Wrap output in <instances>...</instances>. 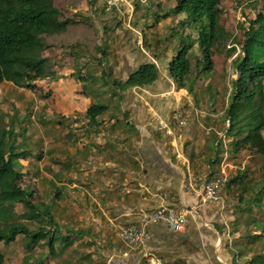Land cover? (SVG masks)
Instances as JSON below:
<instances>
[{"label": "crops", "instance_id": "crops-1", "mask_svg": "<svg viewBox=\"0 0 264 264\" xmlns=\"http://www.w3.org/2000/svg\"><path fill=\"white\" fill-rule=\"evenodd\" d=\"M182 15L170 18L178 22ZM74 24L76 21H70L65 30L55 34ZM136 51L124 58L122 66L110 63L113 77L126 80L142 63L156 60L146 59L135 66L142 56ZM160 72L148 85L123 89L94 86L87 93L82 81L78 88H58L57 83L65 77L51 81V103L44 113L53 117L39 121L45 129L36 136L42 147L50 141V148L44 149L50 160L47 165L44 155L37 153L40 179L36 180L35 195L41 211L50 213V221L41 217L37 229L45 227L56 240L51 249L44 239L35 246L40 247L38 256L51 257L43 262L36 256L39 264H147L142 251L128 247L117 232L139 223L140 210L169 205L184 206L190 212L181 230L170 229L163 222L148 226V249L165 264H264V217L253 218L258 228L245 226L250 223L247 216L264 214V197L254 201L260 185L226 186L219 200L206 203L184 186L190 173L206 177L217 167L210 163L212 154H194L201 153L199 146L216 153L219 150L213 145L212 126L199 141L194 135L175 133L171 111L192 100L188 90L177 89L172 80L171 88L160 86ZM98 101L105 102L108 109L91 122L85 113ZM48 128L50 133L45 135ZM43 137H48L45 143ZM188 137L192 139L189 150L185 147ZM254 234L260 237L254 238Z\"/></svg>", "mask_w": 264, "mask_h": 264}, {"label": "rangeland", "instance_id": "rangeland-1", "mask_svg": "<svg viewBox=\"0 0 264 264\" xmlns=\"http://www.w3.org/2000/svg\"><path fill=\"white\" fill-rule=\"evenodd\" d=\"M54 2L61 9L62 18L68 17L76 20V24L70 25L66 32L53 34L46 38L51 45L43 54L48 57L52 69L57 73L73 70L68 75L61 74L65 78L62 83H57L58 88H71L73 86L78 88L81 80L75 74L80 72L81 75H85L90 70L96 75H100L103 68H107L110 63L114 66L124 65V58H129L134 52H137L136 50L141 52L142 56L139 61H135V66L146 59L154 61L153 53L158 54L154 62L161 70L160 77L162 79L159 85L171 88L174 81L169 75L168 63L176 53L179 44V34L171 36V30L177 29L183 35L191 34L196 37L193 28L182 30L178 26V22L185 16L184 14L178 18V22L177 18L168 17L153 24V12L158 9L157 4H161L163 11H166L176 3V0H121L111 12L105 9L104 0H54ZM221 7L223 12L220 17V24L228 30L230 36L218 48H215L213 54L214 69L209 73H202L200 77L195 76V64L197 58H202V55L198 45H195V55L192 57L194 63L192 80L194 81L188 84L190 87L188 95L192 101L185 100L178 105L177 109L171 111L173 114H171V127L175 129V133L177 131L178 134L184 136L194 135L198 139L203 134H207L208 127L212 126L215 136L213 145L216 139L222 141L219 154L216 153L215 149L209 150L204 146H199L198 150L201 153L194 152L199 157L212 154L210 155V163L214 166L217 165V167L215 166V172L208 173L207 177L219 173L221 167L225 166L227 181L240 172H246L243 184H259L262 182L261 166L264 164V156L254 154L249 150H241L237 154L230 151L229 142L231 139L225 134L228 123L224 120L223 114L228 104L232 79L237 77L233 60L239 53L244 38L243 33L249 25V20L255 18L258 11L264 10V0H223ZM148 24L151 26H147ZM107 35L111 37V41H108ZM156 40H159L158 44H156ZM148 42H150V46L147 45ZM140 45L144 47L147 53L141 49ZM98 46L101 48L100 50ZM232 46L236 47V51L229 54V48ZM103 50L107 52L106 57L103 55ZM72 76L75 77V80L77 79L76 82L73 81ZM169 80L173 82L171 81V83ZM51 81L53 80L50 78L37 80L35 89L18 87L12 82L0 83V126L4 124L3 118L6 126L9 122L8 115H12L13 121L16 123L17 142H22L24 147L33 152V155L21 159L23 174L20 180L21 185L33 189H35L36 180L40 179V169L38 167V170L36 169V160L40 159L37 153L40 152L44 155V162H48L47 165L50 160L49 152L44 151L45 148L47 150L50 148V141L42 147L44 144L38 139L36 140V136L41 135V129H45L44 126H40L39 121L53 117L44 113L45 106L51 103L50 96L53 93V90L49 89ZM88 84L90 83L88 82ZM93 86L101 87V82L93 83ZM102 87L110 88L113 86L110 83V85ZM175 87L177 88V85ZM105 98L109 99L110 97L105 96ZM44 103L45 105H43ZM176 111L184 112L187 118V123L184 126L179 125L174 118ZM16 117H19V120H16ZM22 126H26V129H23ZM48 129L49 131L45 135L50 133V128ZM43 139L45 143L48 137L47 139L43 137ZM191 140L188 137V144H185L188 150ZM47 169L49 170V166ZM47 169L44 171L50 173ZM34 201L37 202L36 195ZM15 210L20 214L25 210V207L22 203H16ZM263 217L264 214L260 212H254L247 216L246 221H250V223L245 224L246 228L255 226V222L252 221L253 218ZM38 220L21 219L33 230H37ZM26 242L27 238L22 234H19L9 244L0 241V252L5 256V264H20L27 254H31V261L34 264H39L36 256L40 253V247L36 249L34 246L30 250ZM38 257H41L43 262L45 260L49 262L51 259L50 256ZM50 264L52 263L50 262Z\"/></svg>", "mask_w": 264, "mask_h": 264}, {"label": "trees", "instance_id": "trees-1", "mask_svg": "<svg viewBox=\"0 0 264 264\" xmlns=\"http://www.w3.org/2000/svg\"><path fill=\"white\" fill-rule=\"evenodd\" d=\"M222 1L176 0L166 11H163L161 4H157L158 9L153 12V24L163 18L184 14L178 26L182 30L193 28L196 32V37H193L191 34L183 35L177 29L171 30V36L179 34V44L168 63V71L178 88L189 90L188 84L194 81L192 57L195 55L196 44L202 58L196 60L195 76L200 77L202 73L214 69L215 48L230 36L228 30L220 24ZM70 21L76 20L62 18V11L54 0H0V83L12 82L18 87L35 89L37 80L64 77L52 69L43 50L49 46L47 36L65 30ZM243 37L239 53L233 60L237 77L232 79L228 104L223 114L228 123L225 134L231 139L229 145L232 153L249 150L264 156V10L258 11L255 18L249 20ZM158 43L159 40H156ZM147 45L150 46V42ZM229 49V54L236 51L235 46ZM103 55L106 57L105 50ZM153 55L157 59L158 54ZM75 75L84 83L83 92L87 93L98 78L101 79V86L111 83V86L120 89L151 84L158 79L159 68L155 62H144L126 80L112 77L108 67L103 68L100 76L90 70L88 74L81 75L79 72ZM107 109L105 102H93L85 115L91 122H95ZM8 117L6 126L4 118V124L0 126V241L9 244L22 234L28 240V249L32 250L42 239L51 249L56 238L49 235V230L45 227L33 230L21 221L41 217L50 221V213L41 211L39 204L34 201L35 189L20 183L23 174L21 159L33 155V152L24 147L22 142H17L16 123L12 115ZM15 119L19 120V117ZM22 127L26 129V126ZM214 145L220 151L222 141L216 139ZM261 170L262 182L258 184L260 190L256 192L254 201L264 197V164ZM245 175L246 172L238 173L227 181L226 186L243 184ZM16 203H22L25 207L20 214L15 210ZM262 228L264 230V224ZM253 237L258 238L260 235L254 234ZM0 264H5L2 252ZM20 264H34L31 254L25 255Z\"/></svg>", "mask_w": 264, "mask_h": 264}, {"label": "built area", "instance_id": "built-area-1", "mask_svg": "<svg viewBox=\"0 0 264 264\" xmlns=\"http://www.w3.org/2000/svg\"><path fill=\"white\" fill-rule=\"evenodd\" d=\"M121 0H104L105 9L111 12ZM174 118L179 125L184 126L187 118L183 111H176ZM227 181L225 166L220 172L203 177L197 173H190L184 182V186L194 195L198 196L202 203L217 201L221 198L224 186ZM190 210L184 206H160L140 210V222L131 223L118 230L119 238L130 248L142 251L147 264H165L163 259L155 252L148 249V242L151 237L148 226L151 223L163 222L170 229L181 230L188 222L187 214Z\"/></svg>", "mask_w": 264, "mask_h": 264}]
</instances>
